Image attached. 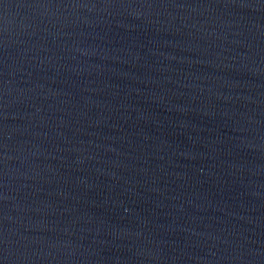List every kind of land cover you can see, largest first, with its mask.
<instances>
[{
  "label": "water",
  "instance_id": "obj_1",
  "mask_svg": "<svg viewBox=\"0 0 264 264\" xmlns=\"http://www.w3.org/2000/svg\"><path fill=\"white\" fill-rule=\"evenodd\" d=\"M0 264H264V0H0Z\"/></svg>",
  "mask_w": 264,
  "mask_h": 264
}]
</instances>
